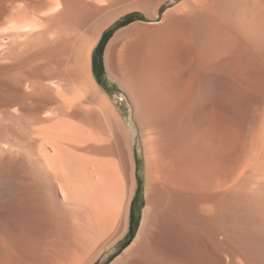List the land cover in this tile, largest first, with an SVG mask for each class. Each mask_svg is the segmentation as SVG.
Masks as SVG:
<instances>
[{"label": "bare ground", "instance_id": "6f19581e", "mask_svg": "<svg viewBox=\"0 0 264 264\" xmlns=\"http://www.w3.org/2000/svg\"><path fill=\"white\" fill-rule=\"evenodd\" d=\"M19 1L25 6L8 20L11 64L0 76V264H94L124 237L135 177L123 122L93 81L91 51L121 15L148 9L154 17L166 0ZM183 4L181 25L170 15L139 63L121 62L123 31L106 48L108 72L144 126L154 178L138 233L113 264H216L229 244L216 220L223 201L243 208L264 234V104L242 127L202 116L191 136L164 112L165 126L161 112L178 96L156 60L175 41L197 63L219 47L264 59V0ZM219 133L233 150L223 163L213 156Z\"/></svg>", "mask_w": 264, "mask_h": 264}, {"label": "rangeland", "instance_id": "374dc122", "mask_svg": "<svg viewBox=\"0 0 264 264\" xmlns=\"http://www.w3.org/2000/svg\"><path fill=\"white\" fill-rule=\"evenodd\" d=\"M185 1L187 0H166L159 7L157 15L154 17L151 16L153 14L152 12L150 13L148 9H136L121 15L114 23L102 31L100 38L91 51L90 71L93 81L97 85L100 94H104V97L107 98L110 105L118 112L120 120L123 122L126 138L128 139L129 151L134 161L135 177V187L129 204L128 224L124 237L117 243V246L115 245V249L112 252H107L94 264H113L116 260L120 259L124 250L133 242L140 228L143 212L148 204L147 196L150 192L148 190H152L154 183L153 175L149 171V164L152 156H150V152L148 153L149 150H146L147 145L143 140L145 137L142 136L144 132L142 128L144 126L143 124H139L135 118V109L130 94L123 88V84L115 79V75L113 76V74L108 72L105 63L107 45L117 33L121 32L123 34L124 32L123 42L118 47L119 49L121 47V50L118 49V56L125 66L139 63L145 58L144 51L146 44L155 43L154 40L159 41L162 37V34L159 33H163L165 28H167L166 26H169L168 22L170 19L174 21V25H181L176 19L179 20L186 15L183 14L186 12L183 10L185 9L183 6L185 5L183 4ZM24 4L25 2L19 0H0L1 77L6 74L7 67L11 64L7 54V48L9 47L8 36L13 27L11 25L12 22L8 21L10 20L9 15L11 12L14 14L20 13L21 8L23 9L25 6ZM170 15L173 17L169 19ZM8 22L11 23L9 24ZM164 23L165 27L163 28ZM170 24L171 27L172 22H170ZM155 37L157 39H155ZM177 43L178 42L175 41L170 45L167 44L169 45H166L168 48L163 47V53L161 52L164 55L163 58L161 54L160 56L158 55L159 57H156V60L159 62L163 60L164 63H166V65H163V71L167 74L165 82L167 84H174V89L178 96L176 99L177 103L175 102V104L169 107L170 109L166 107L167 109L165 108L161 112L159 119H161L162 114L163 116L165 115V118L162 117V123H166L165 126H169V120H167L166 114H168V116L174 115L173 120L176 124H182L183 127L190 129L189 132L191 133L189 134H191V136L194 132L196 133L199 128H203V125H200V119L201 123L203 121L202 116H204V120L208 119L210 116H214L222 118L236 126L243 124L248 125L251 122L253 109L264 104V59L261 60L257 57H246V59L235 52H232L231 55L226 50L219 47L212 50L209 53L211 55H208V57L203 60L204 62L197 63L194 58L192 59L191 52ZM158 58H160L161 61ZM183 64H186V74L184 78H179L178 67ZM96 72L100 75L99 79L97 78ZM149 107L151 109L153 106H147L146 108L149 109ZM212 113L215 115H212ZM181 118L182 120H180ZM207 121L204 122L206 123ZM193 128L197 129L195 130ZM192 130H194V132ZM217 139L218 144L216 151H219V153L215 152L216 155L214 154L213 156L216 162L219 161L221 163L222 161L223 163L230 158V152L232 151L233 153V150H229L226 145H221L229 142L224 133H219ZM205 153V151H200L197 154L201 157V154H203V157H205L204 159H206L210 154L207 152L206 156ZM213 156L209 157L213 159ZM203 157L201 158L202 160ZM208 159L210 158L206 160ZM124 163L126 162L124 161ZM150 177L153 179L150 180ZM178 179L180 183L186 180L183 176H180ZM124 180L126 181V177ZM125 189L127 190L128 188L126 187ZM173 189L174 191L175 189L180 191V188L177 187ZM226 203L225 201H223L222 204L219 202L220 207H218L216 220L221 232L226 231L224 233L222 232V237H224L229 244L221 248L219 259L216 264H264V234L257 229L252 220H249L250 217L247 216V212H245L243 208L237 210L240 208L235 205L233 206V204L232 206L229 205V202L228 204ZM234 207L237 209L233 210ZM228 218H230V221ZM232 223H234V225Z\"/></svg>", "mask_w": 264, "mask_h": 264}, {"label": "trees", "instance_id": "16d2710c", "mask_svg": "<svg viewBox=\"0 0 264 264\" xmlns=\"http://www.w3.org/2000/svg\"><path fill=\"white\" fill-rule=\"evenodd\" d=\"M100 74H101V73H100ZM96 75H97V78L99 79V78H100V77H99L100 75H99L97 72H96Z\"/></svg>", "mask_w": 264, "mask_h": 264}]
</instances>
